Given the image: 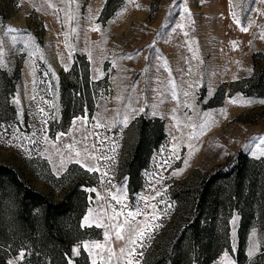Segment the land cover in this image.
Masks as SVG:
<instances>
[{"label": "rangeland", "instance_id": "1", "mask_svg": "<svg viewBox=\"0 0 264 264\" xmlns=\"http://www.w3.org/2000/svg\"><path fill=\"white\" fill-rule=\"evenodd\" d=\"M109 1L111 11L104 14ZM7 26L23 31L5 35ZM0 40L5 51L0 103L5 100L6 74L15 78V87L9 85L5 96L16 108L15 114H0V162L17 167L33 187L59 200L68 168L76 165L74 176L85 169L75 162V153L81 150L83 156L86 149L98 158L88 161L99 168V175L85 213L93 225L87 234L95 238L72 245L99 242L103 247L92 249L98 261L103 257L107 264L111 253L110 264H124L121 249L127 252L130 245L116 238L108 217L121 209L144 211L147 200L155 207L135 218L138 225H148L143 247L135 246L143 255L135 260L170 264L164 259L179 238L185 234L186 247L193 236L184 233L195 202L190 191L217 170L232 168L240 153L264 168V98L233 90L238 85H232L264 68V0H0ZM81 56L90 65L95 111L74 117L62 130L60 80ZM133 109L138 111L127 125L120 123ZM140 118L159 119L165 136L150 148L133 179L124 163L137 139ZM64 144L74 146L63 151ZM130 184L138 190L132 192ZM117 193L120 204L111 199ZM152 213L159 219L149 218ZM226 216L217 214L220 228L203 235L211 242L219 238L225 246L210 264H223L225 251L235 264L241 251L243 264H264L260 220L254 218L241 234L240 209H232L227 217L228 232L218 221ZM254 243L260 250L250 256ZM22 249L27 255L18 264H28V248L14 250L2 244L0 262L15 261ZM84 255L91 264L83 249L76 264L79 258L86 264Z\"/></svg>", "mask_w": 264, "mask_h": 264}, {"label": "trees", "instance_id": "2", "mask_svg": "<svg viewBox=\"0 0 264 264\" xmlns=\"http://www.w3.org/2000/svg\"><path fill=\"white\" fill-rule=\"evenodd\" d=\"M109 3L104 14L111 11ZM4 75L5 100L0 103V114L10 111L15 114V106L5 96L9 85L15 87V78L13 80ZM93 83L89 62L84 56L78 57L71 71L60 80L62 130L68 127L74 117L93 115L96 104ZM232 85H238L233 90L264 98V68L256 69L250 77ZM139 121L137 139L129 147L124 163L127 173L133 179L144 167L150 148L158 146L159 140L165 136L159 119L150 121L140 118ZM239 156L240 159L232 168L217 170L205 177L196 190L190 191L195 194V202L184 233H192L193 236L189 240L190 245L186 247L183 245L185 234L180 237L172 254L164 259L166 263L192 264L196 259L197 264H210L225 247L219 238L211 242L210 238L206 240L203 236H209L217 227V214L227 215L225 219L218 220L226 232L227 217L236 208L240 209L242 215L241 234L252 225L256 217L260 220L258 226L264 227V168H257L256 161L245 153ZM75 167L71 165L64 174L67 183L60 185L65 189L61 198L56 200L52 195L33 187L17 167L0 162V244L14 250L19 246L28 248L31 252L28 264H66L65 256L70 253L75 242L95 238L87 234L92 228L82 227L81 220L94 195L88 189L97 185L99 174L83 169L84 176H74ZM132 186L130 184L132 192L139 188ZM181 194L183 199L185 193ZM244 259L245 255L241 251L237 256L239 264H243ZM84 260L90 264L85 255ZM77 261L81 264L82 260L79 258ZM0 264L6 263L1 261Z\"/></svg>", "mask_w": 264, "mask_h": 264}, {"label": "snow or ice", "instance_id": "3", "mask_svg": "<svg viewBox=\"0 0 264 264\" xmlns=\"http://www.w3.org/2000/svg\"><path fill=\"white\" fill-rule=\"evenodd\" d=\"M69 2H71V0H69ZM185 11H189V10L185 9ZM189 15H190V12H189ZM69 18L75 19V17L71 16L70 13H69ZM237 23H239V21H237ZM94 30H99V28L97 27ZM242 30L247 31V28L242 27ZM19 31H23V30L15 29L11 26H7L5 28V35H7L10 32H19ZM72 31L75 32V29H72ZM3 44H4V41L0 40V66H4L5 51H4ZM153 47H154V45H153ZM65 70H67V69H65ZM249 71H251V69H249ZM175 95L176 94L173 93V96H175ZM184 95H187V93H184ZM13 102L19 103V100L14 99ZM230 102L235 103L236 101H235V99H233ZM41 111H43V109H41ZM136 111H138V110L133 109L131 113L125 114L122 121H120V123H122L123 125L126 126L130 116H134ZM81 124L86 126L84 119H81ZM97 126L99 127V125H97ZM193 127H195V126H193ZM63 135H64V133L60 134V136H63ZM60 136L57 137V140L60 139ZM87 138H88V135L85 134L83 139H87ZM192 138H195V137L193 136ZM101 143H103V141H101ZM66 147L71 150L73 145H66ZM84 151L86 154L83 156L81 155L80 151H77L75 153V156L77 157L75 162L77 164H81V166L83 168H85V170L88 172H99V168H97L95 166H91L88 163V161H95L98 158L87 153L86 149ZM113 151H114V149H113ZM261 155H264V153H261ZM99 159L114 160V157H101ZM61 163H63V160H61ZM103 175L106 177L107 173L105 172ZM88 190L95 192V189H88ZM157 195H160V193H157ZM111 199L114 200L117 204H120L119 193H117L116 195H113L111 197ZM144 202L146 205V208L144 211H137V212L128 211L125 213L123 211V209H121L119 212H114L111 217H108V219L111 221V223L108 225V227L115 231L116 238L126 239L128 242V245H130V247L127 249V252H125V249H121V256L125 258L124 264H139V261L135 260V257L137 255H139V256L143 255L142 251L139 253L137 252L135 246L137 244H140L141 247H143V241L147 238V235H148V231H147L148 225L147 224H144L142 226L138 225L135 218L137 216L145 215L148 207H153V208L155 207L153 205H149L147 200H145ZM167 211H170V208H168L166 205L165 214H167ZM121 215L124 216V219L122 221L120 220ZM148 215H149V218H151V219H159V217L155 216L154 213L148 214ZM232 223H233V225L235 224V218H233ZM92 226L93 225L90 223V216L85 215V217L83 218L82 227H92ZM155 226L158 227V225H155ZM125 232L127 233V236L124 235ZM234 234L235 233L233 231V235ZM108 235H109V233L105 232L106 238L108 237ZM253 236H255V232L253 233ZM102 247H103V245H101L99 242H83L81 245L73 247L70 250L69 254H66V256H65L66 264H76V258H78L81 255L82 249L88 251L89 256L91 257V264H106L103 257H100V259L98 261L97 256L92 254V249H101ZM234 250L235 249L233 248V251ZM259 250H260L259 245L254 243L253 247L249 250V255L250 256L255 255L256 252H258ZM26 255H27V253L22 249L19 251V254H18L16 260L15 261L10 260L7 262V264H18V262L24 261ZM111 258H112L111 253H109L107 264H110ZM223 264H235V261L231 260L229 258V253L227 251H225L224 255H223Z\"/></svg>", "mask_w": 264, "mask_h": 264}, {"label": "bare ground", "instance_id": "4", "mask_svg": "<svg viewBox=\"0 0 264 264\" xmlns=\"http://www.w3.org/2000/svg\"><path fill=\"white\" fill-rule=\"evenodd\" d=\"M80 138H81V137H80ZM73 141H74V140H73ZM75 141H76V140H75ZM71 143H72V142H71ZM70 145H71V144H70ZM72 145H73V144H72ZM73 146H74V145H73ZM78 146H79V145H78ZM78 146H77V147H78ZM65 148H66V145H65V144L62 145V146L60 147V149H62V150L65 149ZM79 148H81V147H79ZM62 150H61V151H62ZM63 151H64V150H63ZM80 152H81V150H80ZM60 155H61V154H60ZM59 157H60V156H59Z\"/></svg>", "mask_w": 264, "mask_h": 264}]
</instances>
